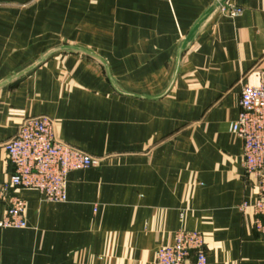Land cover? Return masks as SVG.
Segmentation results:
<instances>
[{
  "label": "crops",
  "instance_id": "crops-1",
  "mask_svg": "<svg viewBox=\"0 0 264 264\" xmlns=\"http://www.w3.org/2000/svg\"><path fill=\"white\" fill-rule=\"evenodd\" d=\"M215 1L0 0V181L29 116L102 158L69 173L65 202L21 190L27 227L0 228V264H154L180 228L204 234L208 264H264L231 130L264 75V0L204 20ZM56 35L87 54L39 49Z\"/></svg>",
  "mask_w": 264,
  "mask_h": 264
},
{
  "label": "built area",
  "instance_id": "built-area-1",
  "mask_svg": "<svg viewBox=\"0 0 264 264\" xmlns=\"http://www.w3.org/2000/svg\"><path fill=\"white\" fill-rule=\"evenodd\" d=\"M225 10L232 17L243 12L241 7ZM231 130L243 141L245 174L257 185L254 202H243L240 209L252 208L253 228L264 238V75L259 83L243 86ZM4 148L12 170L0 181V228L27 227V200L21 190H37L46 201L65 202L69 173L102 159L59 140L46 116L25 118ZM154 264H208L204 234L180 228L172 244L156 251Z\"/></svg>",
  "mask_w": 264,
  "mask_h": 264
},
{
  "label": "water",
  "instance_id": "water-1",
  "mask_svg": "<svg viewBox=\"0 0 264 264\" xmlns=\"http://www.w3.org/2000/svg\"><path fill=\"white\" fill-rule=\"evenodd\" d=\"M229 4H228V0H216L212 6L208 9V11L206 12L205 16H204V20H208L209 18H212L216 15H218L219 13H221L225 8H229ZM51 50H56V51H62V52H77L80 54H87V51L85 50L84 47H72V46H68L62 49H51ZM54 53V51H50L49 53H46L44 56H42L41 58H39V60L33 64V67H36L40 64H42L45 60H47L52 54ZM104 64V63H102Z\"/></svg>",
  "mask_w": 264,
  "mask_h": 264
},
{
  "label": "rangeland",
  "instance_id": "rangeland-1",
  "mask_svg": "<svg viewBox=\"0 0 264 264\" xmlns=\"http://www.w3.org/2000/svg\"><path fill=\"white\" fill-rule=\"evenodd\" d=\"M64 39H66V37L65 36H61V35L50 36L49 40L53 44H51L49 47L46 48L45 45H47L46 44L47 41L45 40V41H43V43L38 44L39 45V49H62V48L68 47V46L77 47V48L84 47V46L78 45V44L73 43V42H68V41H66ZM85 48H87V47H85Z\"/></svg>",
  "mask_w": 264,
  "mask_h": 264
}]
</instances>
